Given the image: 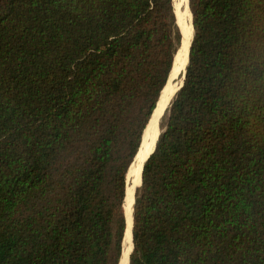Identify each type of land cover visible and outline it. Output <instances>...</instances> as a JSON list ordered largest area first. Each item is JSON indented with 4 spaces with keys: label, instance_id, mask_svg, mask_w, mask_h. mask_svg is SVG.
I'll return each mask as SVG.
<instances>
[{
    "label": "trees",
    "instance_id": "1",
    "mask_svg": "<svg viewBox=\"0 0 264 264\" xmlns=\"http://www.w3.org/2000/svg\"><path fill=\"white\" fill-rule=\"evenodd\" d=\"M186 3L130 264H264V0ZM182 38L174 0H0V264H121Z\"/></svg>",
    "mask_w": 264,
    "mask_h": 264
},
{
    "label": "bare ground",
    "instance_id": "2",
    "mask_svg": "<svg viewBox=\"0 0 264 264\" xmlns=\"http://www.w3.org/2000/svg\"><path fill=\"white\" fill-rule=\"evenodd\" d=\"M187 2V0H186ZM176 10L178 12L179 20L183 26L184 31V38H183V48L180 52V55L177 59L176 66L171 74V80L175 77L183 76L185 69L188 66L189 60V46L194 35V29L192 25V19L190 18V10L189 7L185 9L187 12L183 15L182 10V2L175 4ZM179 85L182 83V79L179 81ZM179 86L172 85V81L169 82L167 85L163 96L158 104V107L153 115L151 123L145 133L144 141L140 150V153L136 160L133 163V166L130 171V175L128 177V182L131 181L132 186L129 185L127 191V203H126V215H127V222L128 228L125 236V244L123 250V256L121 259V264H129V256L132 251V233H131V225H132V212H133V203L135 199V188L141 183V174L143 170V163L149 154L152 152L154 143L159 134V117L161 114L162 109L168 103L171 98L173 97L174 93L178 89ZM164 115V114H163ZM162 115V117H163Z\"/></svg>",
    "mask_w": 264,
    "mask_h": 264
},
{
    "label": "water",
    "instance_id": "3",
    "mask_svg": "<svg viewBox=\"0 0 264 264\" xmlns=\"http://www.w3.org/2000/svg\"><path fill=\"white\" fill-rule=\"evenodd\" d=\"M191 14H192V13H191ZM192 24H193V22H192ZM193 29H194V28H193ZM193 36H194V35H193ZM192 40H193V37H192ZM192 40H191V43H190V46H189V55H190V48H191ZM182 46H183V44L181 43L180 50H181ZM180 50H179V51H180ZM178 53H179V52H178ZM177 55H178V54H177ZM176 58H177V56H176ZM175 62H176V59H175ZM174 64H175V63H174ZM188 64H189V60H188ZM173 67H174V66H173ZM186 69H187V68H186ZM186 69H185V71H184V73H183L182 78L180 77V78L182 79V83L179 85L178 89L176 90V92L174 93L173 97L171 98V100H170V102H169V104H168V107H167V109H166V112L164 113L163 117H162L161 120H160L158 137H157V139H156V141H155V143H154V147H153L152 152L149 154V156L146 158V160H145L144 163H143V168H144V164H145V162H146V161L149 159V157L153 154V152H154V150H155V148H156L157 141H158V139H159V137H160V135H161V133H162V130H161V122H162V120L166 117V115H167V113H168V110H169V107H170V105H171V103H172V101H173L175 95L181 90V88H182L183 85H184L185 76H186ZM172 70H173V69H172ZM171 74H172V71H171ZM177 78H178V77H175V78H173V80H171V75H170V79H169V81H168V84H169L170 81H172V85H173L174 80L177 79ZM163 91H164V90H163ZM162 93H163V92H162ZM161 96H162V94H161ZM160 99H161V97H160ZM160 99H159V102H160ZM159 102H158V104H159ZM158 104H157V107H158ZM157 107H156V109H157ZM156 109H155V111H156ZM155 111H154V113H155ZM154 113H153V115H154ZM153 115H152V117H151V120H152V118H153ZM151 120H150V122H149V124H148V126H147V128H146V130H145V132H144V134H143V137H142V140H141V145H140V148H139V151H138V154H137L136 158L138 157V155H139V153H140V150H141V147H142V144H143V141H144V136H145V133H146V131H147V129H148L150 123H151ZM136 158H135V160H136ZM142 174H143V170H142ZM142 174H141V183L135 188V194H136V190L142 185ZM134 203H135V199H134ZM134 203H133V211H134ZM126 217H127V215H126ZM127 228H128V222H127ZM132 230H133V212H132L131 233H132ZM126 232H127V230H126ZM125 236H126V234H125ZM132 243H133V238H132ZM124 244H125V242H124ZM132 251H133V248H132ZM132 251H131V253H130V256H131V254H132ZM122 256H123V255H122ZM130 256H129V264H130Z\"/></svg>",
    "mask_w": 264,
    "mask_h": 264
},
{
    "label": "rangeland",
    "instance_id": "4",
    "mask_svg": "<svg viewBox=\"0 0 264 264\" xmlns=\"http://www.w3.org/2000/svg\"><path fill=\"white\" fill-rule=\"evenodd\" d=\"M175 1V4H177V3H180V0H174ZM181 2H182V10H181V12H183V15H185L186 14V8H187V3H186V0H181ZM188 4H189V0H188ZM190 9V8H189ZM176 12V11H175ZM179 17V16H178ZM190 18H191V14H190ZM177 19V18H176ZM183 39V38H182ZM182 48H183V46H182ZM182 51V50H181ZM180 55V54H179ZM179 57V56H178ZM178 59V58H177ZM174 68V67H173ZM173 71V70H172ZM180 77L178 76V78L177 79H175L174 80V82H173V84H174V86H179V81H180ZM170 102V101H169ZM169 102L168 103H166V105L164 106V108L162 109V111H161V114H160V117H159V122H160V120H161V118H162V115L166 112V109H167V107H168V104H169ZM130 171V170H129ZM129 174V173H128ZM127 183H128V176H127ZM129 185L130 186H132V184H131V181L129 182Z\"/></svg>",
    "mask_w": 264,
    "mask_h": 264
}]
</instances>
